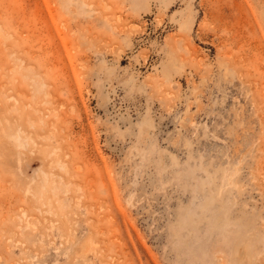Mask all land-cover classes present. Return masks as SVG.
<instances>
[{"label": "rangeland", "instance_id": "374dc122", "mask_svg": "<svg viewBox=\"0 0 264 264\" xmlns=\"http://www.w3.org/2000/svg\"><path fill=\"white\" fill-rule=\"evenodd\" d=\"M0 264H264V0H0Z\"/></svg>", "mask_w": 264, "mask_h": 264}]
</instances>
